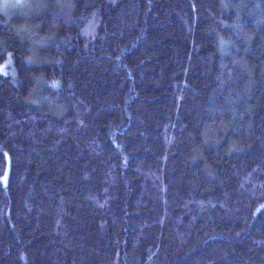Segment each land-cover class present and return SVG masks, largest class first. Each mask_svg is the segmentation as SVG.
<instances>
[{
    "label": "trees",
    "instance_id": "obj_1",
    "mask_svg": "<svg viewBox=\"0 0 264 264\" xmlns=\"http://www.w3.org/2000/svg\"><path fill=\"white\" fill-rule=\"evenodd\" d=\"M0 264H264V0H0Z\"/></svg>",
    "mask_w": 264,
    "mask_h": 264
},
{
    "label": "rangeland",
    "instance_id": "obj_2",
    "mask_svg": "<svg viewBox=\"0 0 264 264\" xmlns=\"http://www.w3.org/2000/svg\"><path fill=\"white\" fill-rule=\"evenodd\" d=\"M0 70H2L3 72L7 71L1 64H0Z\"/></svg>",
    "mask_w": 264,
    "mask_h": 264
}]
</instances>
